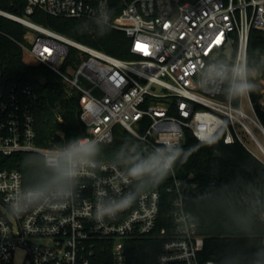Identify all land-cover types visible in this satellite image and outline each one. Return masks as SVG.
<instances>
[{"label": "built area", "instance_id": "1", "mask_svg": "<svg viewBox=\"0 0 264 264\" xmlns=\"http://www.w3.org/2000/svg\"><path fill=\"white\" fill-rule=\"evenodd\" d=\"M10 1H19L22 15L0 8V16L27 28L19 45L57 74L70 95L79 97L86 136L110 145L115 130L123 128L147 146H158L162 134L173 127L182 132L181 144L188 131L199 141L225 132V143L239 142L254 154L242 129L264 153L253 128L264 136L252 93L229 104L218 92L192 86L198 66L208 59L224 55L239 61L249 56L252 31L264 32V0H118L123 8L114 20L113 0H103L111 26L131 40L132 60L73 41L33 20L37 12L90 20L101 0ZM140 45H147V51ZM72 49L88 56L76 69L67 64ZM246 98L254 115L245 111ZM42 103L30 87L6 89L0 61V264H129V248L144 238L161 242L157 264H218L200 258L205 238L187 208L190 186L176 172L169 196L150 190L102 223L92 218L96 182L88 178L81 181L72 205L9 215L8 198L25 185L22 172L12 169V159L47 149L38 144ZM103 162L101 186L127 191L118 170ZM166 210L169 217L163 224Z\"/></svg>", "mask_w": 264, "mask_h": 264}, {"label": "trees", "instance_id": "2", "mask_svg": "<svg viewBox=\"0 0 264 264\" xmlns=\"http://www.w3.org/2000/svg\"><path fill=\"white\" fill-rule=\"evenodd\" d=\"M20 7L19 1L0 0V8L5 11L22 15ZM122 8L121 2L112 1V20ZM33 20L108 55L122 60L134 59L130 53L131 40L123 31L112 26L104 35H100L91 30L89 19L59 18L37 12ZM76 26L81 31H77ZM27 32L22 24L0 16V61L6 89L14 86L30 87L42 99L43 103L37 114L40 146L50 148L72 137L86 135V127L80 120L79 97L70 95L57 74L19 45V42L25 41ZM253 53L264 55V32L252 31L249 56ZM87 57L81 51L72 49L67 64L76 69ZM257 83L258 88L252 92V97L257 115L264 125V75L258 78ZM217 137L219 139L215 144L201 147L187 164H178L175 172L184 184L190 186L187 208L195 217L200 233L205 238V248L200 253L201 260L218 264H247L244 257H250L256 249L264 247V226L251 232L243 231L229 212V206L244 191V184H252L264 190V160L256 157L239 142L225 143V132H220ZM129 140L138 139L127 130L117 128L114 142L110 145L102 144V160L111 161L112 153ZM199 142L188 131L181 145L188 148ZM217 152L219 157L216 156ZM30 155H18L12 159V169L22 172L25 185L31 181V173L24 167V160ZM238 177L243 178V183L237 180ZM173 180V175L169 176L152 190H158L167 196V189L173 184ZM168 217L166 210L163 224ZM160 250L161 242L157 239L137 240L129 248V264H157Z\"/></svg>", "mask_w": 264, "mask_h": 264}, {"label": "clouds", "instance_id": "3", "mask_svg": "<svg viewBox=\"0 0 264 264\" xmlns=\"http://www.w3.org/2000/svg\"><path fill=\"white\" fill-rule=\"evenodd\" d=\"M101 0L99 10L91 17V30L104 35L111 27L110 15ZM77 31H81L76 26ZM87 31V30H85ZM264 75V55L253 53L236 60L216 55L198 66L193 87L203 92H218L231 104L258 88L257 80ZM182 132L173 127L162 134L158 146H147L129 140L112 153L110 166L117 169L127 191L101 186L98 172L104 168L102 142L90 136H75L24 160L31 181L21 185L8 198V214L20 217L36 208L61 209L75 203L85 178L95 181V211L92 218L102 223L132 207L148 191L175 174L177 165H185L201 147L215 144L219 137L205 139L184 148L179 142ZM237 180L243 183V178ZM237 225L245 232L264 226V190L244 184V191L229 206ZM186 222V221H185ZM247 264H264V247L256 249Z\"/></svg>", "mask_w": 264, "mask_h": 264}, {"label": "rangeland", "instance_id": "4", "mask_svg": "<svg viewBox=\"0 0 264 264\" xmlns=\"http://www.w3.org/2000/svg\"><path fill=\"white\" fill-rule=\"evenodd\" d=\"M263 93V99H262V104L264 105V90L262 91ZM245 111L247 113H249L250 115H254V112L252 110L250 101L248 98L245 99ZM254 131L257 135V137L259 138V140L262 142V144L264 145V136L253 126ZM240 134L242 136V138L244 139L247 147L254 153L255 156L261 158L262 160H264V153L262 151H260V149L258 148V146L255 144V142L253 141V139L242 129H240ZM46 241H44L45 243Z\"/></svg>", "mask_w": 264, "mask_h": 264}, {"label": "snow or ice", "instance_id": "5", "mask_svg": "<svg viewBox=\"0 0 264 264\" xmlns=\"http://www.w3.org/2000/svg\"><path fill=\"white\" fill-rule=\"evenodd\" d=\"M217 42H219V39H217ZM140 47H142L145 51H147V48H148L147 45H140ZM45 51H48V50L45 49Z\"/></svg>", "mask_w": 264, "mask_h": 264}, {"label": "water", "instance_id": "6", "mask_svg": "<svg viewBox=\"0 0 264 264\" xmlns=\"http://www.w3.org/2000/svg\"><path fill=\"white\" fill-rule=\"evenodd\" d=\"M216 156H218V157H219V156H220V154L217 152Z\"/></svg>", "mask_w": 264, "mask_h": 264}, {"label": "bare ground", "instance_id": "7", "mask_svg": "<svg viewBox=\"0 0 264 264\" xmlns=\"http://www.w3.org/2000/svg\"><path fill=\"white\" fill-rule=\"evenodd\" d=\"M263 147H264V145H263Z\"/></svg>", "mask_w": 264, "mask_h": 264}]
</instances>
